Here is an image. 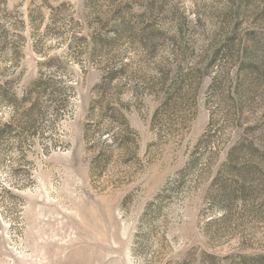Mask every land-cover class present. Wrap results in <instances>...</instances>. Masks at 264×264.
Wrapping results in <instances>:
<instances>
[{
  "label": "rangeland",
  "instance_id": "rangeland-1",
  "mask_svg": "<svg viewBox=\"0 0 264 264\" xmlns=\"http://www.w3.org/2000/svg\"><path fill=\"white\" fill-rule=\"evenodd\" d=\"M1 34L0 264H264V0H0Z\"/></svg>",
  "mask_w": 264,
  "mask_h": 264
},
{
  "label": "trees",
  "instance_id": "trees-1",
  "mask_svg": "<svg viewBox=\"0 0 264 264\" xmlns=\"http://www.w3.org/2000/svg\"><path fill=\"white\" fill-rule=\"evenodd\" d=\"M7 34H1L0 38V59H4L3 61H10L12 63L11 57L15 55V47L13 43L10 41H7ZM1 69V68H0ZM1 73V72H0ZM5 100H8L9 103H12L13 105H16V99L13 97H9V94L7 91H4L1 86H0V104H2ZM40 111V110H39ZM38 112V111H37ZM38 114L43 115L42 112H38ZM15 115H13V118ZM33 113L29 114L27 116V120L25 123L27 124L28 127H35L37 119L32 118ZM12 123L13 121L8 120L6 123H2L1 118H0V137L3 136L5 132H9L12 129ZM22 127L21 129H23Z\"/></svg>",
  "mask_w": 264,
  "mask_h": 264
}]
</instances>
